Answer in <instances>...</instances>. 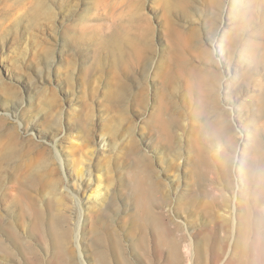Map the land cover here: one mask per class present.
<instances>
[{
  "label": "rangeland",
  "instance_id": "1",
  "mask_svg": "<svg viewBox=\"0 0 264 264\" xmlns=\"http://www.w3.org/2000/svg\"><path fill=\"white\" fill-rule=\"evenodd\" d=\"M0 264H264V0H0Z\"/></svg>",
  "mask_w": 264,
  "mask_h": 264
},
{
  "label": "bare ground",
  "instance_id": "2",
  "mask_svg": "<svg viewBox=\"0 0 264 264\" xmlns=\"http://www.w3.org/2000/svg\"><path fill=\"white\" fill-rule=\"evenodd\" d=\"M134 192H135L136 196L138 197V199L141 202L145 203V205H146V203L149 204L150 202H152V200L155 198V195H156L154 193V191L151 190L150 187H147L142 180H137V182L135 183ZM146 207H147V205H146ZM147 209L144 207L143 215L145 216V218L148 219V210Z\"/></svg>",
  "mask_w": 264,
  "mask_h": 264
}]
</instances>
